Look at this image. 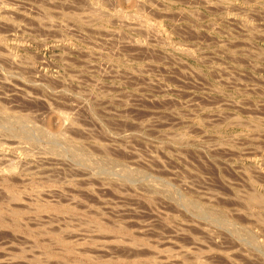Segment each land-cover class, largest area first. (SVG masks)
Wrapping results in <instances>:
<instances>
[{"label": "rangeland", "instance_id": "obj_1", "mask_svg": "<svg viewBox=\"0 0 264 264\" xmlns=\"http://www.w3.org/2000/svg\"><path fill=\"white\" fill-rule=\"evenodd\" d=\"M0 171V264H264V0H0Z\"/></svg>", "mask_w": 264, "mask_h": 264}, {"label": "bare ground", "instance_id": "obj_2", "mask_svg": "<svg viewBox=\"0 0 264 264\" xmlns=\"http://www.w3.org/2000/svg\"><path fill=\"white\" fill-rule=\"evenodd\" d=\"M10 169V168H9ZM9 169H7V170H9ZM1 172V171H0ZM3 173V172H2Z\"/></svg>", "mask_w": 264, "mask_h": 264}]
</instances>
